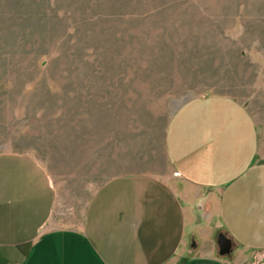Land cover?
<instances>
[{
    "label": "rangeland",
    "instance_id": "1",
    "mask_svg": "<svg viewBox=\"0 0 264 264\" xmlns=\"http://www.w3.org/2000/svg\"><path fill=\"white\" fill-rule=\"evenodd\" d=\"M186 96L243 106L264 155V0H0V154L70 218L106 179L168 173Z\"/></svg>",
    "mask_w": 264,
    "mask_h": 264
},
{
    "label": "crops",
    "instance_id": "2",
    "mask_svg": "<svg viewBox=\"0 0 264 264\" xmlns=\"http://www.w3.org/2000/svg\"><path fill=\"white\" fill-rule=\"evenodd\" d=\"M164 148L167 174L106 179L78 220L39 163L0 154V264H264V155L245 108L192 98Z\"/></svg>",
    "mask_w": 264,
    "mask_h": 264
},
{
    "label": "water",
    "instance_id": "3",
    "mask_svg": "<svg viewBox=\"0 0 264 264\" xmlns=\"http://www.w3.org/2000/svg\"><path fill=\"white\" fill-rule=\"evenodd\" d=\"M189 100H190V98L188 96H186L180 102L174 103L175 109L178 110L183 104H185ZM217 245L219 248V254H221L222 256L229 254V252H230V241L227 240L224 235H222V234L218 235Z\"/></svg>",
    "mask_w": 264,
    "mask_h": 264
},
{
    "label": "trees",
    "instance_id": "4",
    "mask_svg": "<svg viewBox=\"0 0 264 264\" xmlns=\"http://www.w3.org/2000/svg\"><path fill=\"white\" fill-rule=\"evenodd\" d=\"M19 33L17 32L15 35H18Z\"/></svg>",
    "mask_w": 264,
    "mask_h": 264
}]
</instances>
